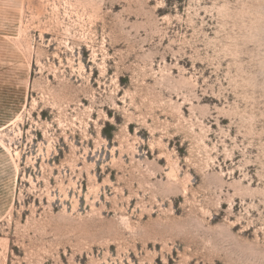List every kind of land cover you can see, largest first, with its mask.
Segmentation results:
<instances>
[{"label":"rangeland","instance_id":"rangeland-1","mask_svg":"<svg viewBox=\"0 0 264 264\" xmlns=\"http://www.w3.org/2000/svg\"><path fill=\"white\" fill-rule=\"evenodd\" d=\"M0 264H264V0H0Z\"/></svg>","mask_w":264,"mask_h":264}]
</instances>
